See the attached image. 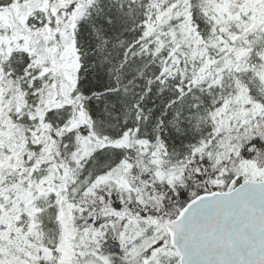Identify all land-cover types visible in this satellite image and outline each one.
Instances as JSON below:
<instances>
[{
	"label": "trees",
	"instance_id": "16d2710c",
	"mask_svg": "<svg viewBox=\"0 0 264 264\" xmlns=\"http://www.w3.org/2000/svg\"><path fill=\"white\" fill-rule=\"evenodd\" d=\"M1 1L11 7L27 0ZM57 1L47 0L48 7ZM219 1L214 6L211 0H76L64 10L66 16L74 13L76 22L74 94L82 113L100 138L117 142L129 137V145L97 148L90 160L77 164V146L88 137V125H73L54 109L45 113L43 127L25 109L20 119L17 110L10 115L50 141L45 145L50 159L42 170L48 164L56 167V182L65 189L84 179L91 161L95 174L103 177L129 166L127 198L125 188L112 180L76 198L65 192L76 232H101L88 234L89 245L78 258L135 264L139 257H133L124 238L126 221L119 219L118 228L115 213L168 223L195 197L228 192L247 180L246 165L264 170V28L258 27V12L251 9L249 17L239 20L237 14L246 11L234 6V17L227 19L219 13L226 1ZM31 20L36 18L28 22L34 29ZM36 64V56L23 49L1 61L3 74L27 106L47 81L39 77ZM231 136L239 142L236 155L233 151L227 157L223 143ZM29 141L27 137L24 160L16 167L24 180L32 173L26 157L39 150ZM9 180L20 183L18 177ZM32 198L35 211L22 215L28 247L21 262L63 264L62 202L53 194ZM162 234L147 255L159 247L177 253Z\"/></svg>",
	"mask_w": 264,
	"mask_h": 264
},
{
	"label": "rangeland",
	"instance_id": "374dc122",
	"mask_svg": "<svg viewBox=\"0 0 264 264\" xmlns=\"http://www.w3.org/2000/svg\"><path fill=\"white\" fill-rule=\"evenodd\" d=\"M75 1L58 0L53 6L48 7L47 0H27L17 1L11 7H4V3L0 0V264H22L23 251L25 252L28 247L22 230V215L35 211V199L32 197L42 193L53 194L59 205L62 202L60 214L64 226L63 264H107L98 257L97 260L86 257L78 258V254L82 253V247L89 245L88 234L101 235V232L88 229L82 233L76 232L70 220L73 215L72 207L65 199V192L72 198H76L82 192L91 191L99 183L112 180L120 188H125L122 191L127 198L124 191L131 188L126 179L129 171L128 165L123 164L113 173L109 172L103 177L95 174L92 161L91 168L84 179L71 185L67 183L68 189L59 186L56 182L60 180L56 167L48 164L47 171L43 173L42 170V163L50 159L45 152V145L50 141L39 137L36 130L23 128L11 120L10 114L14 110H17V113L20 112L18 118L20 119L23 117L22 110L25 109L28 118L30 120L37 118L40 127H43L41 120L45 113L54 109L69 116L73 125L81 123L88 125L90 128L88 137L81 138L77 146L78 155L75 156L77 164L82 163L83 160H90L92 158L90 154L97 148L104 150L129 145V137H123L117 142H110L104 137L100 138L93 124L84 117L82 107L77 101L79 100L78 95L74 94L75 72L78 67L74 46L76 22L74 13L66 16L64 10ZM211 1L215 6L216 0ZM225 1L223 4L221 0L217 3L222 5L219 6L220 14L225 15L227 19L234 17L232 10L235 6L237 11H246L244 14H237L239 20H243L244 16L249 17L248 9H251L258 12V27L263 30L264 0ZM225 3L230 5L227 6ZM53 16L56 17L53 18L54 22L51 25L50 20L52 21ZM33 17L36 20H31V22L35 28L31 29L28 22ZM20 49L36 56V65L40 67L38 75L41 79L45 77L47 80L42 90L37 93V97L33 98L28 106L18 89L1 69L4 56ZM56 114L58 116V113ZM253 131H257L256 128ZM260 133H263V130H259ZM252 135L254 132H251ZM27 137L29 142L34 143L39 150L36 156L31 154L28 158L26 157L30 161L29 167L32 168V173H29L30 175L24 180L22 179L24 177L17 176L16 167L24 160L27 151ZM238 142L236 136L226 138L223 143L224 155L228 157L233 151L236 155ZM250 165L245 167V170L248 168V175L251 176L247 180L264 179V170L258 169L255 164ZM13 177H18L20 183L16 184L9 180ZM114 217L118 228L119 219L126 221L124 238L133 257H139L135 259V264H179V255L169 250L168 247L155 248L147 255V250L153 248L163 236L162 232L166 233L169 239L165 228L166 223L138 221V216L129 212L115 213Z\"/></svg>",
	"mask_w": 264,
	"mask_h": 264
},
{
	"label": "water",
	"instance_id": "95a60500",
	"mask_svg": "<svg viewBox=\"0 0 264 264\" xmlns=\"http://www.w3.org/2000/svg\"><path fill=\"white\" fill-rule=\"evenodd\" d=\"M165 228L179 264H264V180L201 194Z\"/></svg>",
	"mask_w": 264,
	"mask_h": 264
}]
</instances>
